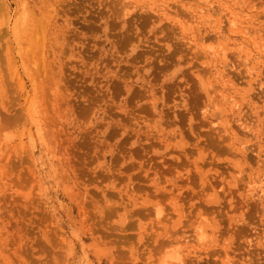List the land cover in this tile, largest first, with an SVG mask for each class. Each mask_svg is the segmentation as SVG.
<instances>
[{"label": "rangeland", "instance_id": "rangeland-1", "mask_svg": "<svg viewBox=\"0 0 264 264\" xmlns=\"http://www.w3.org/2000/svg\"><path fill=\"white\" fill-rule=\"evenodd\" d=\"M260 40L264 0H0V264H264Z\"/></svg>", "mask_w": 264, "mask_h": 264}, {"label": "bare ground", "instance_id": "bare-ground-1", "mask_svg": "<svg viewBox=\"0 0 264 264\" xmlns=\"http://www.w3.org/2000/svg\"><path fill=\"white\" fill-rule=\"evenodd\" d=\"M200 10H208V9H204V8H202V9H200ZM235 11H236V9H235ZM206 12H207V11H206ZM238 12H239V11H238ZM232 13H233V12H232ZM234 13H235V12H234ZM234 13H233V14H234ZM202 14H204V13H202ZM235 15H236V14H235ZM239 16H240V15H239ZM236 17H237V16H236ZM233 18H235V17L233 16ZM233 18H231V19H233ZM238 19H239V17H238ZM238 19H237V20H238ZM234 20H235V19H234ZM235 23H237V22H235ZM235 23L232 21V24H231L232 27L234 26ZM231 25H230V27H231ZM238 25H239V24H238ZM238 25L236 26V24H235L236 27H238ZM242 26H243V25H242ZM244 26H245V24H244ZM246 26H247V25H246ZM228 27H229V25H228ZM242 28H244V27H242ZM245 28H247V27H245ZM248 28H249V27H248ZM232 30H233V29H232ZM243 30L245 31V29H243ZM220 31H221V30H220ZM227 31H228V30H227ZM227 31H225V34H226ZM235 31H236V30H235ZM237 31H238V30H237ZM247 31H248V30H247ZM228 32H229V31H228ZM218 33H219V32H218ZM220 33H222V32H220ZM223 33H224V31H223ZM240 33H241V32H240ZM248 33H249V31H248ZM248 33H247V35H249ZM242 34H243V33H242ZM245 34H246V33H245ZM258 34H259V37L262 38V35H260V33H258ZM258 34H257V36H258ZM222 37H223V36H222ZM211 38H212V37H211ZM214 39H215V38H214ZM219 40H220V39H219ZM222 40H223V39H222ZM260 41H261V40H260ZM261 42H264V40L261 41ZM262 48H264V47H262ZM262 51H263V50H262ZM262 53H263V52H262ZM257 54H258V53H257ZM263 54H264V53H263ZM258 56H259V55H258ZM260 56H261V55H260ZM260 56H259V57H260ZM198 228L200 229V227H198ZM202 234H203V233H202ZM201 237H202V236H201ZM179 253H181V252H179ZM180 256H181V254H180ZM172 258H173V259H177L178 264H182V263H181V259H180L179 257L173 255ZM181 258H182V257H181ZM230 264H231V263H230Z\"/></svg>", "mask_w": 264, "mask_h": 264}]
</instances>
